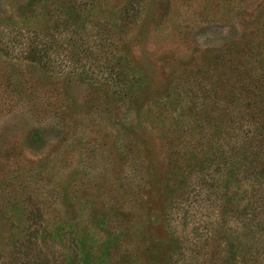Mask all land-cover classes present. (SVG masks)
Listing matches in <instances>:
<instances>
[{
	"label": "rangeland",
	"instance_id": "1",
	"mask_svg": "<svg viewBox=\"0 0 264 264\" xmlns=\"http://www.w3.org/2000/svg\"><path fill=\"white\" fill-rule=\"evenodd\" d=\"M0 264H264V0H0Z\"/></svg>",
	"mask_w": 264,
	"mask_h": 264
},
{
	"label": "trees",
	"instance_id": "2",
	"mask_svg": "<svg viewBox=\"0 0 264 264\" xmlns=\"http://www.w3.org/2000/svg\"><path fill=\"white\" fill-rule=\"evenodd\" d=\"M36 56H35V54L33 53V57L32 58H30V61H32V62H36Z\"/></svg>",
	"mask_w": 264,
	"mask_h": 264
}]
</instances>
